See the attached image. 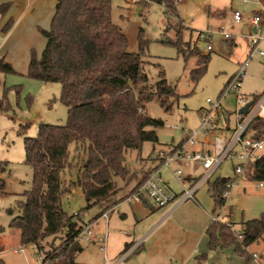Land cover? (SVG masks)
I'll return each mask as SVG.
<instances>
[{
  "label": "trees",
  "instance_id": "trees-1",
  "mask_svg": "<svg viewBox=\"0 0 264 264\" xmlns=\"http://www.w3.org/2000/svg\"><path fill=\"white\" fill-rule=\"evenodd\" d=\"M154 1L165 4L167 13L178 18L173 13V0ZM10 8L9 2L0 3V20ZM111 11L112 0H56L50 27L40 29L46 39L43 52L39 56L35 50L31 51L27 75L46 83H60V100L68 108L66 124H41L36 137L25 138V163L31 167L33 179L24 193V201L18 204L20 212L12 218L11 226L19 229L21 244H32L43 253L41 264H85L78 260L83 250L79 235L87 224L82 218L84 212L71 215L62 203L64 194L76 184L68 185L62 179L70 161L81 162L77 182L88 207L100 204V214L106 213L124 199L116 197V178L124 180L131 174L126 162L128 151H141L146 142L159 143L157 128L164 122L148 115L147 104L157 98L170 111L180 96L177 87L162 72L157 82L150 81L144 70L147 48L144 30L140 28L138 32L139 51H129L127 36L112 20ZM12 23V18L8 19L2 32H8ZM183 28L180 21L172 44L186 59L197 57V65L190 72V79L197 82L207 71L210 54H203L196 43L184 41ZM0 72L10 74L16 70L5 57H0ZM6 93L0 97V113L10 108ZM261 95L254 96L255 103ZM222 114L225 128L232 129L230 112L223 109ZM248 131L256 138L264 135V118L255 117ZM183 142L184 138L166 150L157 151L158 164L144 174L142 183L133 192L163 163L162 152L171 153ZM71 144L76 146L75 158L70 152ZM247 173L264 184V155L251 163ZM200 177L201 174L188 180L192 184ZM237 179L218 177L208 181L214 212L226 203L228 197L224 192L230 190L227 184ZM142 200L148 202L145 196ZM60 234L61 243L49 245L48 239ZM206 235L208 250L232 248L245 264H251L258 257L251 247L264 241V212L259 218L243 222L238 230L234 222L218 217L208 226ZM208 250L198 254L194 264H206ZM259 259L264 264L262 255ZM0 264H5L2 258Z\"/></svg>",
  "mask_w": 264,
  "mask_h": 264
},
{
  "label": "rangeland",
  "instance_id": "rangeland-1",
  "mask_svg": "<svg viewBox=\"0 0 264 264\" xmlns=\"http://www.w3.org/2000/svg\"><path fill=\"white\" fill-rule=\"evenodd\" d=\"M175 19L167 13V6L154 0H112L111 17L115 24L122 29L128 39V50L139 51L138 32L144 30L147 41L144 70L152 83L163 76L169 83L177 87L179 99L174 102L173 108L167 111L160 105L157 98L151 100L146 111L149 116L162 119L164 124L157 128L159 143L146 142L141 151L130 150L126 155V162L131 174L124 180L117 177L118 193L120 198L126 192L134 190L142 183V178L154 164H157V151L166 150L173 144H178L186 131L195 130L202 124L201 113L210 109L207 103L220 99L222 91L229 79L240 69L241 65L249 60L246 76L242 82L241 93L252 101L255 95L264 92V60L259 51L264 52V20L259 27L252 24L254 15H261L264 0L244 2L242 0H173ZM21 8V3L16 5ZM263 7V8H262ZM262 10V11H261ZM239 11L242 22L234 23L233 14ZM261 11V13L259 12ZM180 21L184 24L182 37L184 41L196 43L203 54H210L207 71L197 81L190 79V72L197 65V57L185 58L183 53L172 44L177 38V29ZM31 23L23 26V35L27 32L30 39L40 38ZM247 25L249 32L244 34L243 26ZM233 34V39L226 40L220 27ZM49 27V26H48ZM212 31L210 41L198 38L201 31ZM36 37H34V33ZM38 34V35H37ZM22 35V33H20ZM263 36L258 47L252 43L254 37ZM0 34V49L2 48ZM19 42V41H18ZM45 40L36 42L38 55L41 56ZM209 43L212 49H208ZM226 44L228 49L223 50ZM31 52L26 55L25 42L12 44L6 56L12 59L16 73L4 74L0 72V97L5 96L10 103L8 111L0 113V258L5 264H41L43 253L32 244L23 245L20 242L19 229L11 226L12 218L19 214V202L24 201V193L31 187L33 171L25 163V138L36 137L41 124H66L68 108L60 100L62 87L57 82H43L27 75L26 63ZM236 94H228L222 103L224 109L230 112V125L234 126L236 109ZM75 144L70 145L71 155L75 158ZM85 157V156H84ZM72 161V160H71ZM70 161L62 173V179L68 185L76 182L70 192L64 194L62 203L64 210L69 214L82 213L83 220H90L101 212V205L88 207L82 188L77 182L78 170L81 165L78 160ZM235 163L225 160L213 174L211 181L218 177H234ZM190 168L184 169V173ZM167 171H165V174ZM168 175V173H167ZM174 181V188L179 189ZM139 189V188H138ZM137 189V191H138ZM136 192V191H135ZM203 205L214 208L209 185L204 184L196 194ZM193 200V199H191ZM264 212V184L253 180L249 173L238 177L232 186L224 206L217 208L215 216L225 222H234L238 230L243 222L259 218ZM61 234L48 239L49 245L61 243ZM85 252L78 260L90 258L89 249L93 244L82 240ZM19 250L18 253L15 250ZM46 250L49 246L46 245ZM251 250L256 252L258 259L264 258V241L253 245ZM98 250L96 251V253ZM102 253L94 255L99 261ZM256 259L251 264H258ZM245 260L236 255L232 248L208 250L206 264H245Z\"/></svg>",
  "mask_w": 264,
  "mask_h": 264
},
{
  "label": "crops",
  "instance_id": "crops-1",
  "mask_svg": "<svg viewBox=\"0 0 264 264\" xmlns=\"http://www.w3.org/2000/svg\"><path fill=\"white\" fill-rule=\"evenodd\" d=\"M3 2L11 3V8L7 15L0 20V34L3 39L0 57L7 58L12 44L25 42L26 55L38 48L37 41L41 43L42 40H45L46 44V39L40 29L50 27L56 0H0V3ZM18 3H21V8H17ZM10 18L13 20L12 27L4 33L2 28ZM30 23V27L35 28L36 33L41 35L40 38L37 36V40H34L33 37L27 38L29 34L27 32L23 35L22 27ZM243 32L248 34L247 25L243 26ZM36 33H34V37H36ZM227 49V45L224 44L223 50ZM7 61L12 64V59ZM29 61L26 63V72ZM14 69L16 70V68ZM161 171L166 186L177 195L182 193L183 187L176 180L172 170L169 167H164ZM165 171L168 175L165 174ZM202 172L201 168L195 166L190 168L186 174L192 178ZM174 181L179 184L178 190L174 188ZM201 187L202 185L196 190L193 200L188 199L181 203L175 201L165 207H154L149 202L136 200L132 197V190L126 192L120 197H124V199L111 210L102 215L97 212L92 219L85 220L87 224L93 226V239L86 242L93 244L95 248L89 249L90 258L80 262L85 264H194L195 257L208 250L206 229L216 217L218 218L212 207L201 204L197 199L196 194ZM128 194L130 195L125 198ZM128 198L130 199L128 200ZM104 238L106 245L103 250L101 240ZM82 240L80 239V243ZM131 247L134 251L119 261L121 255ZM83 252H85L84 247L78 257ZM100 252L102 253L101 258L99 261H95L94 255L98 256ZM256 261L258 264L262 262L259 258Z\"/></svg>",
  "mask_w": 264,
  "mask_h": 264
},
{
  "label": "built area",
  "instance_id": "built-area-1",
  "mask_svg": "<svg viewBox=\"0 0 264 264\" xmlns=\"http://www.w3.org/2000/svg\"><path fill=\"white\" fill-rule=\"evenodd\" d=\"M244 2H256L257 0H242ZM242 14L235 11L233 14V22H242ZM264 18L261 15H254L252 24L259 27ZM220 30L226 40L233 39V34L226 31L222 26ZM212 31H201L198 33V38L210 41ZM263 36L254 37L252 43L258 47ZM208 49H212L209 43ZM260 56L264 60V52L259 51ZM249 60H246L240 69L229 79L222 91L221 97L217 101L208 98L207 103L211 105L210 109H204L201 113L202 124L195 130H188L184 135V142L171 153L165 155L163 163L152 170L140 186L138 191L133 192L132 197L136 200H142L145 196L147 201L154 207H165L169 204L178 201L184 202L188 199H193L196 190L207 183L213 174L220 168L225 160H230L235 163L234 176L243 177L247 174V169L252 162L260 159L264 155V135L260 138L254 137L253 132H249L248 128L255 117L264 118V92L258 101L250 106L247 114L241 112V109L247 105L248 99L241 93L242 82L246 76ZM236 94L237 105L233 111L235 115V125L232 129L227 130L223 124V100L230 94ZM199 167L203 170L201 177L190 184L184 169ZM169 167L172 170L178 183L183 187L182 193L175 194L169 189L162 177V168ZM235 182L231 181L227 186L232 188ZM262 185V183H261ZM230 190L224 192L228 197ZM130 198H128L129 200ZM217 219V217L215 218ZM79 239L91 241L93 239V226L86 224L83 231L79 235ZM102 249H105L106 239H102ZM134 251L133 247L129 248L119 258L123 260ZM16 253L19 250H15ZM256 256V255H255Z\"/></svg>",
  "mask_w": 264,
  "mask_h": 264
},
{
  "label": "water",
  "instance_id": "water-1",
  "mask_svg": "<svg viewBox=\"0 0 264 264\" xmlns=\"http://www.w3.org/2000/svg\"><path fill=\"white\" fill-rule=\"evenodd\" d=\"M254 103V101H251L249 102L247 105H245L242 109H241V112L244 113V114H247L250 106Z\"/></svg>",
  "mask_w": 264,
  "mask_h": 264
}]
</instances>
